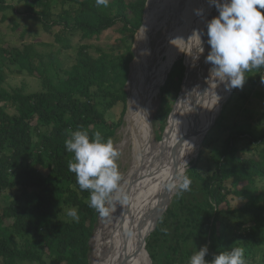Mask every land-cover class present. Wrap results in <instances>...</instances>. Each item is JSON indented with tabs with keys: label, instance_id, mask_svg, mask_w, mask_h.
<instances>
[{
	"label": "trees",
	"instance_id": "1",
	"mask_svg": "<svg viewBox=\"0 0 264 264\" xmlns=\"http://www.w3.org/2000/svg\"><path fill=\"white\" fill-rule=\"evenodd\" d=\"M21 1L46 33L60 28L56 40L70 49L73 38L95 40L118 24L134 38L143 26L149 0H108L107 7L97 6L96 0H63L64 8L56 17L52 0ZM9 9L7 0H0V13ZM88 50L79 46L77 62L58 83L48 74L46 59L33 47L3 51L5 59L26 65L43 84L42 91L32 94L0 88V199L15 193L6 206H0L3 264H90V242L100 213L89 207V191H81L75 174L68 170L74 154L66 150L65 140L77 130L87 131L90 137L99 131L105 141L115 136L128 110L126 87L134 52L132 46L117 56L98 49L95 57ZM184 68L183 60L176 62L161 89V109L171 106L172 110L169 122L183 107L185 83L179 112L173 102L183 85ZM118 107H122L119 119L111 118L108 112ZM241 135L228 138L211 175H201L195 167L186 174L190 178L196 172L197 181L204 182L200 184L206 194L201 210L205 216L193 231L198 244L209 248V261L235 246L244 249L245 264H250L264 248V137L249 138L254 149L247 157L239 146ZM34 153L46 159L48 174L40 163L31 161ZM73 208L78 220L66 215Z\"/></svg>",
	"mask_w": 264,
	"mask_h": 264
},
{
	"label": "bare ground",
	"instance_id": "2",
	"mask_svg": "<svg viewBox=\"0 0 264 264\" xmlns=\"http://www.w3.org/2000/svg\"><path fill=\"white\" fill-rule=\"evenodd\" d=\"M196 9H202L203 14L197 16ZM218 15L209 0H149L144 24L136 37L133 89L124 130L126 150L132 147V168L119 192L113 193L107 216L100 217L93 238V264H151L146 241L178 190L170 191L166 185L177 172L186 175L230 95L224 84L210 79L212 66L206 63L210 51L207 22ZM161 30L167 31L165 43L153 51L152 35ZM180 51L188 54L189 64L185 104L174 119L170 138L157 143L150 108L164 77L162 54L175 58ZM117 195L126 202L116 200Z\"/></svg>",
	"mask_w": 264,
	"mask_h": 264
},
{
	"label": "rangeland",
	"instance_id": "3",
	"mask_svg": "<svg viewBox=\"0 0 264 264\" xmlns=\"http://www.w3.org/2000/svg\"><path fill=\"white\" fill-rule=\"evenodd\" d=\"M31 1L33 0H29V2ZM126 1L130 2L132 0ZM7 4L11 9L4 13H0V88H4L8 91L16 90L25 94H32L42 91L43 84L37 76L33 77L31 75L26 65L5 59L3 51L7 48L24 49L25 47H33L37 53L41 54L46 59L48 74L53 78L54 83H58L59 80L64 77L65 71L70 69L77 62V52L80 45L88 46V51L95 57L98 56V49L117 56L124 54L127 48L132 46L134 59L131 63V73L126 87L130 96L128 110L124 117L123 124L112 138L115 147L120 152L116 161L121 175V180L119 182L120 187L132 168V165H130L132 164L133 158L132 147H129L128 151L126 150V134L124 130L127 126L126 119L130 107V94L133 89L132 75L136 60V37L139 32L132 38L129 34H125L123 32V26L118 24L104 32L95 40L80 41L78 38H73V47L64 49L62 43L56 40V35H59L61 32L60 28H54L53 33L48 34L44 31L42 25L31 18L30 14L26 12L24 2L21 0H7ZM51 4L52 13L54 17H56L64 8L63 0H52ZM38 11H40V9H38ZM166 37L167 31L165 30L155 32L152 35L153 41L151 42V49L156 51L158 48L163 47ZM180 56H183V58L178 60ZM176 60H184V64L186 61V68H184V70L187 73L189 69L187 53L180 51L175 58H170L169 53L162 54L161 63H165L163 69L164 77L161 81L162 85L165 76ZM141 73L142 72H140L135 79L134 83H136V80L138 82ZM187 77L188 76H186V78ZM262 77H264V67L258 69L254 68L245 73L246 83L243 88L233 89V94L226 102L221 118H219L216 125L206 136L198 153L199 156H196L197 158L191 163L187 172L195 167L196 172L201 175H211L215 171L216 160L224 149L226 141L232 134H242L243 141L239 142L241 152L247 155V157L252 155L254 148L251 143H248L249 138L255 137L261 139L264 137V83L261 82ZM162 85L159 87L160 90H157L150 108L151 126L157 143H162L170 138L171 128L174 123V119L169 122L172 113L171 106H169L167 110L161 109ZM183 90L184 87H182L178 97L173 102L178 112L180 111V104L178 102ZM175 96L176 95H174V97ZM182 99L184 100V97H182ZM184 104L185 100L183 101L182 109L184 108ZM121 110L122 107H118L113 112L109 111L108 115L111 118L119 119ZM166 111H168V114ZM166 114L167 124L164 126L163 119ZM160 126H163V129H160ZM33 138L34 141L37 140L36 133H33ZM6 152L7 154L11 153L9 151ZM31 161L40 163L41 170L45 174L49 173L48 163L43 156L34 153L31 156ZM196 172L190 176L191 185L189 190L182 193L177 190V194L171 199L167 210L162 215L158 223L159 225H157L158 227H156L152 236L146 241L151 264H187L188 259L202 248L194 239L195 231L193 230L197 227L196 222L203 221L205 216L201 210L204 209L206 194L202 185L204 182L201 180L197 181L196 177H194ZM14 194V192L4 194L0 199V206H6L9 201L13 199ZM231 204L233 206L238 205L237 202H232ZM99 224L100 218L97 229ZM93 238L90 242V264H93L94 256ZM262 261H264V248L257 251L255 260L251 263L260 264ZM0 264H3L1 259Z\"/></svg>",
	"mask_w": 264,
	"mask_h": 264
},
{
	"label": "clouds",
	"instance_id": "4",
	"mask_svg": "<svg viewBox=\"0 0 264 264\" xmlns=\"http://www.w3.org/2000/svg\"><path fill=\"white\" fill-rule=\"evenodd\" d=\"M209 3L219 13L207 22L210 51L206 63L212 66L210 79L224 84L225 90L243 88L245 73L264 67V0H209ZM96 4L107 7L108 0H96ZM194 11L197 16L203 14L202 9ZM199 51L203 53L204 49ZM261 82L264 83V77ZM69 137L65 140V148L74 154V160L69 161L68 170L75 174L80 190L89 191V207L101 216H107L106 204L112 205L113 193L119 192L121 175L116 161L120 152L112 139L105 141L99 131L90 137L87 131L77 130L69 132ZM190 185L191 179L177 172L166 187L182 193L189 190ZM115 199L120 203L126 202L118 195ZM66 215L79 219L74 208L69 209ZM208 254L209 248L203 246L188 259L187 264H245L242 247L232 246L215 254L211 261L206 260Z\"/></svg>",
	"mask_w": 264,
	"mask_h": 264
},
{
	"label": "water",
	"instance_id": "5",
	"mask_svg": "<svg viewBox=\"0 0 264 264\" xmlns=\"http://www.w3.org/2000/svg\"><path fill=\"white\" fill-rule=\"evenodd\" d=\"M147 6H148V3H147ZM147 6H146V9H147ZM145 11H146V10H145ZM145 14H146V13H145ZM182 58H183V56H180V57L178 58V60H179V59H182ZM178 60H177V61H178ZM174 64H175V62H174ZM174 64H173V65H174ZM183 64H184V60H183ZM173 65H172V67H173ZM185 66H186V61H185L184 67H185ZM172 67H171V69H172ZM185 68H186V67H185ZM171 69L169 70L168 74L170 73ZM168 74L165 76V79H164V82H163V85H162V86L165 85V83H166V81H167V78H168ZM186 76H187V73L185 72L182 87L184 86ZM181 89H182V88H181ZM232 94H233V89L230 90V95H229L228 100L231 98ZM228 100H227V101H228ZM227 101H226V102H227ZM226 102H225V104H226ZM225 104H224L223 106H221V109L218 111V114L215 116V119H214L212 125L210 126V128H209V130H208L206 136H207L208 133L213 129V127L216 125V123H217L219 117H220L221 114H222V111H223V109H224ZM206 136H205V138H206ZM205 138L203 139V141L205 140ZM202 143H203V142H202Z\"/></svg>",
	"mask_w": 264,
	"mask_h": 264
}]
</instances>
